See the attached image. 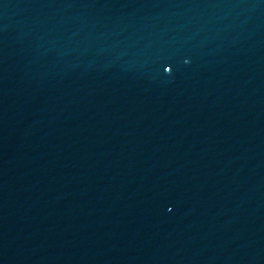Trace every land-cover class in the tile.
Here are the masks:
<instances>
[{
    "label": "water",
    "instance_id": "water-1",
    "mask_svg": "<svg viewBox=\"0 0 264 264\" xmlns=\"http://www.w3.org/2000/svg\"><path fill=\"white\" fill-rule=\"evenodd\" d=\"M0 264H264V0H0Z\"/></svg>",
    "mask_w": 264,
    "mask_h": 264
}]
</instances>
